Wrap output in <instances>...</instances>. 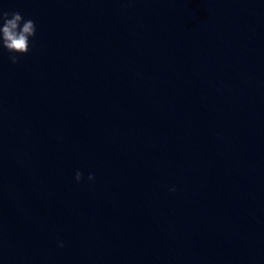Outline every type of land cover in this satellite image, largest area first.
I'll return each mask as SVG.
<instances>
[{
	"label": "water",
	"instance_id": "water-1",
	"mask_svg": "<svg viewBox=\"0 0 264 264\" xmlns=\"http://www.w3.org/2000/svg\"><path fill=\"white\" fill-rule=\"evenodd\" d=\"M0 9V264H264V0Z\"/></svg>",
	"mask_w": 264,
	"mask_h": 264
},
{
	"label": "clouds",
	"instance_id": "clouds-1",
	"mask_svg": "<svg viewBox=\"0 0 264 264\" xmlns=\"http://www.w3.org/2000/svg\"><path fill=\"white\" fill-rule=\"evenodd\" d=\"M35 33L36 26L33 20H25L19 11L10 13L0 9V49L9 54L12 64L17 63L18 57L28 53L30 41L34 38ZM81 179L82 173L77 171L74 180L79 183ZM93 179L94 176L89 174L88 180L92 181ZM172 190L174 191V189Z\"/></svg>",
	"mask_w": 264,
	"mask_h": 264
}]
</instances>
